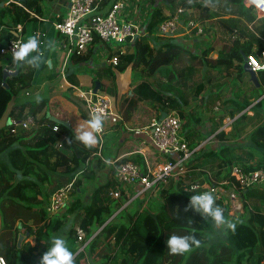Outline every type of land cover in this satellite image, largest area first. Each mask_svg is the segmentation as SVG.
Wrapping results in <instances>:
<instances>
[{
  "label": "trees",
  "instance_id": "16d2710c",
  "mask_svg": "<svg viewBox=\"0 0 264 264\" xmlns=\"http://www.w3.org/2000/svg\"><path fill=\"white\" fill-rule=\"evenodd\" d=\"M18 1L20 5L9 3L0 6V25L6 19L12 24L25 23L34 20L30 11L41 13L40 4L43 0ZM174 2L175 0H149L150 7L143 26L146 34L134 39L130 52L118 54L116 65L106 67L107 74L103 79L106 91L112 95L116 93L115 87L109 85L114 82L115 71L121 73L129 67L142 77L128 90L131 94L126 91L118 97L117 111L126 120L135 115L138 124L142 125L145 123V119L141 118L143 115L146 118L159 117L163 111H173L181 120L184 136L189 144L196 138L212 135L192 152L186 161L189 167L213 168L215 175H226L233 164L251 166V159L257 154L263 156V160L256 161L255 165H263L264 96H261L264 93V67L256 71L258 87L243 80L245 72L242 67L243 56L254 55L261 61L264 41L255 32L263 34V27L255 29L247 25L254 18L250 14L253 9L245 6L243 0H208L206 6L204 0H194L191 4L187 0H181L180 5L184 8H198V15L194 17L196 21L202 24L207 21L209 26L217 25L221 28L225 33L224 39L219 44L210 43L199 53L184 43V35L167 36L156 43L153 41L156 37L151 35L155 27L168 17L162 4L172 6ZM7 35H13L9 26L2 36ZM150 37L154 39L150 41ZM213 53L215 56H212ZM87 54L72 55L80 63L87 58ZM184 54L190 60H197L199 64L205 65L206 71H223L224 76L234 73V78L249 83L248 97L239 101L237 93H234L221 101V109L216 119H211L208 132L194 127V124L199 123V117H195L191 110L185 112L188 102L199 97L205 88L204 79H191L193 86L183 91L180 86L194 72L192 63L178 71L171 68ZM110 56L111 52H108L107 57ZM42 66L44 65L38 69L29 66L16 68L9 55L0 56V255L7 264H39L42 254L51 246L52 232L63 224L68 212L73 214V223L85 229L84 241L98 230L87 241L83 251L75 253L78 248L74 234L76 225L71 226L64 238L70 250L75 253V264H264V187H251L243 192L244 213L239 216L228 213L226 204L216 199L217 205L224 209L226 218L235 222L237 228L234 233L227 228L221 230L222 236L209 243H206L209 235L207 231L214 223L210 217L195 211H183L191 195L179 185L159 190L156 198L146 202L140 198L136 206L119 209L124 199L123 196L115 198L109 194L115 188V181L112 177L113 170L107 168L104 171L105 180L88 192L82 176L88 174L89 157L90 154L94 155L96 145L86 148L75 139L76 132L72 128L51 120L48 98H40L39 103L33 99L28 103L15 104L19 93L30 88L35 73ZM4 67L15 70L16 73L6 75L3 79ZM69 72L66 76L74 84L75 79ZM158 77L164 79L160 80ZM3 81L5 85L2 84ZM221 86L222 84L209 92L203 103L213 104L218 100ZM70 101L77 106L80 117L88 119L80 101ZM146 103L149 104L147 107ZM26 104L28 114L41 113L38 118V123H42L41 127L27 130L20 124L7 123V116L19 120ZM248 106L251 115L245 111L240 113ZM260 112L261 118L252 122L253 116ZM238 113L240 114L237 115ZM226 116L232 118L227 132L219 129ZM53 126H56L55 130L52 129ZM80 147L88 151L85 152ZM118 155L122 154L119 152L111 157ZM97 158L102 167H105L104 162ZM128 159L141 162L142 156L131 153L120 157L122 161ZM68 184L71 185L73 201L65 211L50 215L48 206L51 194ZM85 194L87 202L81 205L80 200ZM243 214H246L244 220L241 219ZM20 228H24L28 236H33V244L22 241L17 246L16 237ZM173 234H194L201 241V247H194L193 251L182 255L170 254L166 241Z\"/></svg>",
  "mask_w": 264,
  "mask_h": 264
},
{
  "label": "built area",
  "instance_id": "2783aa9c",
  "mask_svg": "<svg viewBox=\"0 0 264 264\" xmlns=\"http://www.w3.org/2000/svg\"><path fill=\"white\" fill-rule=\"evenodd\" d=\"M5 5L16 3L18 0H3ZM247 7H251L256 17L264 16V3H251V0H243ZM149 7L142 0H67L64 13L56 15L52 26L59 37L55 40V48L64 54L62 73L65 69L69 55L83 56L94 46L101 47L99 55L112 66L118 62V54L127 52L135 38L145 35L143 29L144 21ZM189 12L182 7H177L167 18L161 21L152 35L161 40L167 36H182L193 34L202 37L204 24L189 16ZM30 15L34 18L40 16L32 11ZM11 31L14 33L9 38L1 39L0 35V56L9 55L22 41V23L14 24ZM264 41V34L258 36ZM111 56L107 57V53ZM259 62L254 55H247V63L255 72L264 67V50L260 53ZM8 69V68H4ZM12 70V69H9ZM75 95L83 100L85 110L90 118L93 112L105 114L103 131L99 134V143L94 152L105 164V167L112 169V177L115 181V188L109 194L128 202L143 198L145 200L156 198L159 190L179 185L191 196L204 191H211L227 206L228 213L243 210V192L248 188L264 187V164L251 166L244 164H233L228 173L215 175L208 169L192 168L186 165V161L192 152L207 142L212 135L204 138H196L189 144L184 136L181 120L173 112H165L164 116H152L145 124L129 128L135 136L142 138L143 142L149 143L153 148L154 155L148 156L144 149L139 148L130 153H139L142 156L141 162L133 160H120L121 156L106 157L103 154L104 132L106 126L121 124L125 126L116 108V101L101 88L95 91L92 89H78ZM26 95L28 92L25 93ZM264 93L262 94V97ZM219 104V103H216ZM216 109V107L214 106ZM38 115L26 114L19 120L10 119L12 124H20L24 129H36L42 126L38 123ZM228 118V117H227ZM232 118H228V123ZM107 124V125H106ZM53 130L56 126L52 127ZM12 131L14 129L12 128ZM196 142V143H194ZM151 158V159H150ZM199 173L198 175H193ZM71 184V183H70ZM60 187L53 192L49 199L48 213L54 215L66 210L73 201L70 192L71 185ZM127 208L122 206L119 208ZM75 243L78 251H83L87 241L94 235V232L86 241V231L80 225L74 228ZM0 264H7L4 257L0 255Z\"/></svg>",
  "mask_w": 264,
  "mask_h": 264
},
{
  "label": "crops",
  "instance_id": "0c3cea01",
  "mask_svg": "<svg viewBox=\"0 0 264 264\" xmlns=\"http://www.w3.org/2000/svg\"><path fill=\"white\" fill-rule=\"evenodd\" d=\"M42 2L43 3L40 4L41 5V13L38 14L40 16V18L37 19V18H34L32 16L34 18V20H30V21H27L25 23H22V33H21L22 41H25L29 36H31L33 34H38L39 38L41 40V50H42V52L44 54V57H45L44 62L42 63L44 66H42L40 68V70L37 73H35V76H34L32 82H31L30 88L24 90V93H25V91H27L28 94L31 93V94L35 95V94H38L39 92H41L43 88L46 89V90H52V88H55V91L52 90L50 93H47L43 97H45V98L49 97L48 98V104H49L50 100H55V101H58L60 106L57 107V111H53L51 114L49 112L48 113L50 115H53V116L59 118V119L67 121L69 127L72 128L76 132L77 127L79 125L85 123L89 119V116H88V119H82L80 117L79 110H78L77 106H75L70 101L71 94L75 95V91H76L72 86H76V85L78 86L79 84H81V82H83L81 78L83 77V74H85V72H87L86 76H88V78H89V85L87 87H85V89H92L93 90L94 82L98 81L99 84H100L99 88H101L107 94H109L106 91V86H105V84L103 82L104 81L103 79L106 78L105 77V75L107 74L106 73V67L108 65H110V64H108L106 62V60L98 54L99 53V49L101 47L94 46L92 49L89 50V53L87 54V58L85 60H83L82 62H80V63H77L76 61H74L73 64H69L68 59H67V63L65 65V69L63 70V73H62V63L64 62V54L61 51H59L58 49H56V48L51 49V50L45 48V44L49 40L55 42V40L59 37V35L55 32V30H54V28L52 26V21L55 20L56 15H59V14L62 15L64 13L67 0H43ZM142 2H143V4L146 3V5L148 7H150L149 0H142ZM3 5H5V4L3 3V0H2L0 6H3ZM168 7H169L168 4L162 6L163 11L165 13H166L165 10L169 9ZM190 9L192 10V8H190ZM263 19H264V16L256 17V15H255L254 18L247 23V25L250 28L258 29V27H263V29H264V21H262ZM28 23H30V26H27ZM13 25L14 24L9 23V20L6 19L5 23L3 25H0V35L2 36V35L5 34V28L7 26H9V28L11 30ZM27 32H29V33H27ZM255 33L258 36H261V35L264 34V33L260 34V31H259V33L258 32H255ZM13 35H14V33H13ZM151 36H153V35H151ZM6 37L9 38L8 35H7V36L1 37V39H5ZM184 37H185L184 43H187L188 45L187 44L186 45L189 48H191L192 50L196 49V46H199L200 43H203L204 40H206V36L201 37V38L200 37L199 38H197V37H192L191 38V36H189V34H184ZM187 38H189V40H187ZM152 39H154V38H152ZM150 41H152V40H150ZM153 41L158 43L160 40L155 38V40H153ZM131 50L132 49L130 48L127 51L130 52ZM98 58H100V59H98ZM102 60H104L106 63L104 61H102ZM69 67H71V68L68 70ZM85 68H86V71L84 72L83 70H85ZM8 69H10V68H8ZM69 71H71V75H73V77L75 79V83L74 84L71 83L68 80L67 76H66L67 74L70 73ZM79 71H81V72L83 71V74L80 75L78 73ZM205 72H206L205 73L206 76L207 75H212L211 71H206V69H205ZM117 73L119 74V72H117ZM117 73L115 71V74H114L115 83H116V80H117L116 79V74ZM46 76H51V78L47 77L48 78L47 79ZM97 77H99V80H98ZM243 83H245V81ZM245 84H246V86H249V83H245ZM63 86H66L65 90H60V92L57 91L59 88H63ZM115 92H116V89H115ZM229 96H231V95H229ZM229 96H227V97H229ZM40 98H42V97H40ZM68 98H70V99H68ZM77 99L81 103L80 104L81 108H83V110L86 112L83 100H81L78 97H77ZM115 101H116V108H117L118 98L115 99ZM255 101H253V103ZM22 102H26V101H21V103ZM219 102H220L219 99L215 101V103H219ZM19 103H20V97H17V99L15 101V104L17 105ZM249 106L246 107V108H248L247 111H249V114L248 113L247 114L251 115L252 112L249 110ZM27 107H28V104H26V107L24 109L25 112L23 110L24 114H22L21 118L24 115L28 114V112L26 111ZM246 108H244L241 111V113L243 111H245ZM86 114H87V112H86ZM261 114H262V112H260L259 114L254 115L251 121L255 122L258 119H260L261 118ZM37 115L39 117L38 113H37ZM119 115L123 119V121L125 123V126H123L121 124H119V125L118 124H114L112 126H106V129H105V132H104V142H103V144L105 143V145H107V143H106L107 138H109L108 139V142H109L110 136H112V134L114 132H117V131H120V132L123 131L125 137L132 139L133 143H131L130 145H125V143H122V141H120L119 144L115 145L116 142H117V138H114L115 139L114 142L112 144H110L112 146H116L114 148V151L112 152V154H106V152H103V154L106 157H111V155H115V154H117L119 152L122 155H128V154H131L130 152H132V151H134L136 149L142 148V149H144V152L149 156V154L152 153L151 151H153V148L149 145V143L143 142L142 138H140L138 136H135L134 134H132L131 131H129V128L141 126V125L138 124V120L136 119L137 116L134 115L130 120H126L120 113H119ZM7 118H9V120L10 119H14L13 116H11V117L7 116L6 120H7ZM148 118H150V117H148ZM148 118L145 119V122L147 121ZM9 122L10 121L7 120V123H9ZM249 129H250V127H248L247 130H249ZM76 134H77V132H76ZM125 137L124 138L121 137L122 140H124ZM129 148H132V149L129 150V151L123 152V151H125V150H127ZM81 149L83 151H85V152L88 151V150L83 149V148H81ZM121 152H123V153H121ZM122 155H118V156H122ZM260 204H262V203H259V205ZM241 213H242V211L239 212L238 216ZM53 232H52V234H53Z\"/></svg>",
  "mask_w": 264,
  "mask_h": 264
},
{
  "label": "rangeland",
  "instance_id": "374dc122",
  "mask_svg": "<svg viewBox=\"0 0 264 264\" xmlns=\"http://www.w3.org/2000/svg\"><path fill=\"white\" fill-rule=\"evenodd\" d=\"M181 0H175V2L173 3V5H168L169 9L165 10L166 14L167 13H172L176 10L177 7H182L184 8L182 5H180ZM194 1V0H192ZM43 3V2H41ZM166 5V4H163ZM162 5V6H163ZM186 11H188L189 16L191 17H197L198 15V8L196 7H192V10L190 8H184ZM213 9V8H210ZM251 15L255 16L254 11L250 12ZM257 22V21H256ZM204 24V36H206V40H204L203 43H200L199 46H196V49H194L193 51H196L197 53H199L202 49H204L207 45H209L210 43H220V41L222 39H224L225 37V33L223 32V30L221 28H218L217 25L215 26H209L208 22L205 21L203 22ZM27 26H30V23L27 24ZM29 33V32H27ZM183 36V35H182ZM189 36L192 37H196L193 34ZM154 37V36H153ZM179 37V36H178ZM150 40H152V38L150 37ZM212 56H215V54L213 53ZM100 59V58H98ZM74 61H76V57L74 55H69L68 57V62L69 64H73ZM104 61V60H102ZM105 62V61H104ZM106 63V62H105ZM189 63H192L193 65V75H190L187 77V79L185 80V85H181L180 88L183 91H187L188 87L193 86V84H191V79H197L202 77L204 79V84H205V88L200 92V96L197 97L194 100H190L188 102V104L185 106V112H189L190 110L193 112L195 117H199V123L194 124V127H198L199 129H201L204 132H208L210 129V123H211V119H216V116L218 114V112L221 109V101L223 99H225L227 96L232 95L234 93H237L238 95V99L239 101H241L244 97H248V86H246L245 83L241 82L240 80L234 78V73L231 74V76H224L223 71L216 72V70H210L212 75H205V65L203 64H199V62L197 60H190L189 56L187 55H181L176 61L175 63L172 65V69L174 70H180L181 68H184L185 66H187ZM84 72L86 71L83 70ZM83 71H79L78 73L81 75L83 74ZM117 73V72H116ZM87 75V72H85V74H83V77L81 78L83 82H81V84H79L77 86L78 89H85V87H87L89 85V78ZM95 75V74H94ZM243 80L245 81H249V75L245 72V74L243 75ZM51 78V76H46V78ZM142 76L140 75L139 72L134 71L132 69H130L129 67H127L123 72L121 73H117L116 74V83L115 80L112 84V82H110V86H114L116 89V93L114 95L110 94L109 96L112 98L113 102L115 99L118 98L119 95H121L122 93L128 91L134 84L136 81H138ZM47 78V79H48ZM160 80L164 79L162 77H158ZM167 78V77H166ZM101 80V79H100ZM182 81V79H181ZM47 83V82H46ZM77 84V83H76ZM220 84H222L221 86V93H220V102L219 104H216L215 102L213 104H208V103H203L206 100L207 94L211 91H213V89H215L216 87H218ZM66 86H63V88H59L57 91L60 92V90H65ZM53 91H55V88H52ZM52 90H46V89H42L41 92H39L38 94H25L27 91H22L19 93L18 97H20V103L21 101H30L36 98L37 95H39L40 97L45 96L47 93H50ZM32 91V90H31ZM129 93V91H128ZM49 98V97H48ZM71 99H77V96L71 94ZM68 98V99H70ZM77 101L79 102V100L77 99ZM19 103V104H20ZM81 104V103H80ZM18 105V104H17ZM149 104L146 103L145 106L147 107ZM59 103L58 101L55 100H50L49 104H48V112L51 114L53 111H57V107H59ZM214 106L216 107V109L214 108ZM52 110V111H51ZM248 110V108L245 109V112ZM25 112V110H24ZM24 112L22 114H24ZM246 113L249 114V111H247ZM39 116L41 115V113H38ZM141 118L146 119V115H143ZM229 118V117H228ZM228 118L227 116L223 119V124L221 125V127L219 129H223L225 132L229 131L230 129V123H228ZM232 121V120H231ZM145 124V123H144ZM30 129V128H29ZM27 129V130H29ZM248 129V128H247ZM107 133V132H106ZM230 136V135H229ZM125 137L124 132L123 131H117L114 132L112 134V136H110V140L108 142L107 138V145L103 144L104 146L102 147V151L106 152V154H112V152L114 151V148L116 146H112L110 144H112L114 142V138H117V142L115 145L119 144L120 141H122V143H125V145H130L132 142V139L130 138H126L124 140H122V138ZM204 138V137H202ZM152 153L149 154V156H151V158L154 155V152L151 151ZM96 154H90V161H89V171L88 174L82 176L83 177V182L85 183V186L87 187L88 192H91V190L94 188V186L105 180V173L104 171L107 170L106 167H102L101 163L97 160L98 156ZM255 158L251 159V162H256V161H260L263 160V156L261 155H255ZM150 158V159H151ZM208 170H210V172L212 174H214V170L213 168H208ZM199 173H194L193 175H198ZM91 175V176H90ZM85 189V188H84ZM87 194H85L82 198V200H80L81 205L87 202ZM128 200V198H127ZM123 201L122 202V206L125 207H133L136 206L138 201L140 200V198L132 201L131 203H129L128 201ZM143 201L146 202V200L144 199ZM147 204V203H146ZM249 204L251 205V202L249 201ZM146 207H149V205H147ZM78 208V207H77ZM76 209V208H74ZM241 212V211H240ZM242 212L244 213V211L242 210ZM246 217V214H243L241 219L244 220ZM74 222V218H73V214L68 212L67 216L63 219V224L53 232L51 239L53 236H63L65 237V235L68 234V232L71 230V226L72 225H76ZM79 224V222L77 223ZM81 224V222H80ZM226 227L222 226L220 228H217L215 225H211L210 229L207 231L208 232V239L206 240V243L211 242L212 240H214L216 237L222 236L223 233H220L221 230H224ZM19 232L24 233V228H20ZM23 241H28L31 244H33V236H28L25 237L23 239ZM51 247V246H50Z\"/></svg>",
  "mask_w": 264,
  "mask_h": 264
},
{
  "label": "clouds",
  "instance_id": "9594fccd",
  "mask_svg": "<svg viewBox=\"0 0 264 264\" xmlns=\"http://www.w3.org/2000/svg\"><path fill=\"white\" fill-rule=\"evenodd\" d=\"M189 4L192 0H187ZM208 0H204L205 6ZM251 3H264V0H251ZM54 41H47L45 48L51 50L55 48ZM44 54L41 50V40L38 34L29 36L25 41L15 47L12 53V63L16 68L29 66L38 69L44 62ZM36 102H40V96H36ZM105 114L93 112L90 118L76 129L75 139L82 143L86 148H92L99 143L100 133L105 124ZM71 143V140L68 141ZM195 211L205 217H210L217 228L225 226L229 231L235 232L237 224L226 218L224 209L217 205L216 196L211 191L200 192L189 198L188 204L183 211ZM167 249L170 254L182 255L190 253L193 248L201 247V241L194 234L171 235L166 241ZM39 264H75L74 252L70 250L66 239L63 236H53L51 247L42 254Z\"/></svg>",
  "mask_w": 264,
  "mask_h": 264
},
{
  "label": "water",
  "instance_id": "95a60500",
  "mask_svg": "<svg viewBox=\"0 0 264 264\" xmlns=\"http://www.w3.org/2000/svg\"><path fill=\"white\" fill-rule=\"evenodd\" d=\"M242 60H243L242 67H243L244 72H246V73L249 75V81L252 82L256 87H258V86H259V83H258V81H257L256 72H255L254 70H252V68L248 65L246 56H243V57H242ZM2 72H3V79H4V77H5L6 75H14V74L16 73L15 70H9V69H3ZM2 84L5 85L4 81H3ZM99 85H100L99 82H98V81H95V82H94V86H93V91H95L97 88H99ZM128 94H131V92L129 91ZM261 97H262V96H261ZM240 113H241V112H240ZM240 113H238L237 115H239ZM164 114H165V112L163 111V112L161 113V115L159 116V118L161 119V118L164 116ZM50 118H51V120H53V121H55V122L62 123V124H64L65 126L69 127L68 122L65 121V120L59 119V118H57V117H55V116H53V115H51ZM7 120L9 121V118H7ZM116 212H117V211H116ZM116 212L113 213V214H112V215L106 220V222L109 221V220H110V219L116 214ZM239 212H240V211L236 210V211H234V214H235L236 216H238ZM106 222H105V223H106ZM18 225L20 226V224H18ZM97 231H98V230H96L95 232H97ZM27 236H28V232H27V231L24 232V233L18 232L17 237H16V244H17L18 247L20 246V244H21V242L23 241V239H24L25 237H27ZM75 253H77V251H76ZM75 253H74V254H75Z\"/></svg>",
  "mask_w": 264,
  "mask_h": 264
}]
</instances>
